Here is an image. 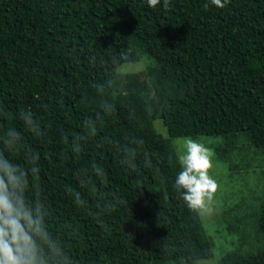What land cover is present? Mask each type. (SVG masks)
Returning <instances> with one entry per match:
<instances>
[{
	"label": "trees",
	"instance_id": "16d2710c",
	"mask_svg": "<svg viewBox=\"0 0 264 264\" xmlns=\"http://www.w3.org/2000/svg\"><path fill=\"white\" fill-rule=\"evenodd\" d=\"M205 2L0 0V129L19 127L23 108L40 121L43 135H27L40 154V195L76 264H200L213 255L198 209L172 188L173 139L185 135L220 136L212 159L248 174L239 204L211 215L217 235L233 244L217 264H264V0ZM141 59V70L123 65ZM103 100L112 111L73 155L64 137L100 115ZM132 138L143 140L135 169L121 163ZM92 161L119 198L99 217L95 196L78 209L64 192ZM256 241L258 250H243Z\"/></svg>",
	"mask_w": 264,
	"mask_h": 264
},
{
	"label": "clouds",
	"instance_id": "9594fccd",
	"mask_svg": "<svg viewBox=\"0 0 264 264\" xmlns=\"http://www.w3.org/2000/svg\"><path fill=\"white\" fill-rule=\"evenodd\" d=\"M149 8H155L161 0H145ZM227 0H206L209 4L222 7ZM169 0H163L168 7ZM103 84L96 90L103 93ZM101 113L89 116L82 122V131L74 134L67 148L73 155L79 154L83 143L99 132V122L108 115L113 104L103 100ZM19 127L0 129V264H76L66 245L50 229L48 218L51 211L46 199L40 195V154L27 143V135L40 138L43 129L30 108L18 112ZM128 139V138H126ZM134 144L121 145V163L135 169L136 155L142 150L143 140ZM180 150L175 154L179 170L175 173L172 188L190 209H203L213 199L217 180L209 171L213 168L214 150L191 135L182 138ZM139 146V147H137ZM143 163L152 165L150 155L145 152ZM78 187L64 185V192L78 209H88L90 197H96L97 217L117 207L119 198L106 190L107 174L102 164L90 162L77 169ZM102 227L104 221H100Z\"/></svg>",
	"mask_w": 264,
	"mask_h": 264
},
{
	"label": "rangeland",
	"instance_id": "374dc122",
	"mask_svg": "<svg viewBox=\"0 0 264 264\" xmlns=\"http://www.w3.org/2000/svg\"><path fill=\"white\" fill-rule=\"evenodd\" d=\"M123 65L125 66V69L129 71H136V70H141L144 67L145 61L141 59L135 63L128 62ZM156 126L159 128L162 127L161 122L156 121ZM162 132L165 133V130L163 128H162ZM193 137L205 143L207 146L211 147L212 149L217 143L221 141L220 136L218 137L211 135L208 136L197 135ZM181 138L182 137H177L173 139L177 152L180 150L182 145ZM242 155L246 156L245 154ZM228 169L229 168L226 162L223 161L218 162L216 160H213V168L209 170L217 180V189L213 194L212 201L205 208L198 209V211L200 213V217L203 220V225L205 229L214 238V245H213V255L207 259L200 260L199 261L200 264H217L218 258L221 257L225 251L233 247V244L231 243L230 239L227 238V240H225L223 234H220V236L217 235L215 228L217 225H214L213 223L215 222V219L211 218V215L213 213L218 215L221 214L226 208H228L230 205H233L234 202H237V204H239V202L241 201V197L246 194L245 192L248 191L247 186L249 185V183L244 181V178H246L248 174L243 172L230 173ZM255 176L257 177V175ZM251 185L253 184L251 183ZM253 187L255 189L254 185ZM259 190L264 191V180L261 183H259ZM235 211L229 214L234 215L236 214ZM219 227H221V225H219ZM260 247H261V243L259 241L253 243L250 242L247 246L243 247V250L254 251V250H258Z\"/></svg>",
	"mask_w": 264,
	"mask_h": 264
}]
</instances>
